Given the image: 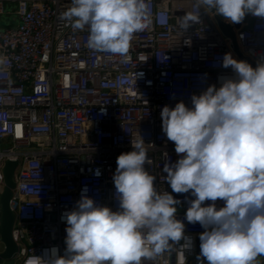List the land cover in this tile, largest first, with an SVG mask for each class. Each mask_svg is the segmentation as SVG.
<instances>
[{"label":"built area","instance_id":"obj_1","mask_svg":"<svg viewBox=\"0 0 264 264\" xmlns=\"http://www.w3.org/2000/svg\"><path fill=\"white\" fill-rule=\"evenodd\" d=\"M147 2L151 25L135 34L125 60L89 49L87 28L60 20L71 0H0V194L5 161L19 162L12 206L21 252L13 264L44 258L53 248L65 254L67 224L61 217L76 207L85 188L98 204L119 209L116 160L133 150L130 141L139 135L152 160L145 169L156 177L159 192L181 201L177 219L192 238L190 249L181 241L143 264H198L204 229L185 220L194 197L173 193L163 179L164 164L179 157L162 131L161 110L180 101L190 107L193 94L235 76L222 67L224 54L239 59L214 12L201 8L199 24L188 32L179 28V17L199 11L196 0ZM3 15L11 17L5 26ZM236 32L242 52L257 63L264 60V18L248 14ZM257 264H264V256Z\"/></svg>","mask_w":264,"mask_h":264},{"label":"clouds","instance_id":"obj_2","mask_svg":"<svg viewBox=\"0 0 264 264\" xmlns=\"http://www.w3.org/2000/svg\"><path fill=\"white\" fill-rule=\"evenodd\" d=\"M195 6L198 12L177 19L186 32L201 22V8L232 24L248 14L264 18V0H196ZM59 18L73 29L87 28L89 49L125 60L135 34L151 25L147 0H71ZM222 67L235 76L193 94L190 107L180 101L162 108V131L179 157L164 164L163 179L173 193L194 197L185 220L204 229L198 264H257L264 256V60L254 68L229 52ZM130 143L133 150L117 157L113 174L119 209L98 204L85 188L61 217L65 254L53 248L27 264H143L181 241L192 247L176 215L181 201L159 192L156 177L145 169L152 160L143 137Z\"/></svg>","mask_w":264,"mask_h":264},{"label":"water","instance_id":"obj_3","mask_svg":"<svg viewBox=\"0 0 264 264\" xmlns=\"http://www.w3.org/2000/svg\"><path fill=\"white\" fill-rule=\"evenodd\" d=\"M218 26L223 34L230 39L231 46L239 60H243L252 65L257 66L251 57L245 55L238 43L236 29L241 27L240 24H232L226 22L219 15H215ZM17 160H6L3 168L5 185L0 194V240L4 244V250L0 254V263L13 264L17 256L21 252L20 245L14 238V227L16 223V212L12 206V198L14 188L16 187L15 172L18 166ZM200 253V239L197 241V256Z\"/></svg>","mask_w":264,"mask_h":264},{"label":"rangeland","instance_id":"obj_4","mask_svg":"<svg viewBox=\"0 0 264 264\" xmlns=\"http://www.w3.org/2000/svg\"><path fill=\"white\" fill-rule=\"evenodd\" d=\"M11 17H9V16H7V15H3L2 16V19H1V23H2V25H6L7 24V22L9 21V19H10Z\"/></svg>","mask_w":264,"mask_h":264}]
</instances>
